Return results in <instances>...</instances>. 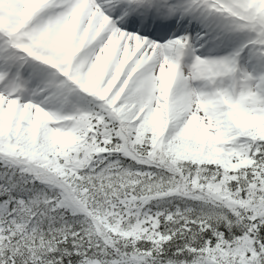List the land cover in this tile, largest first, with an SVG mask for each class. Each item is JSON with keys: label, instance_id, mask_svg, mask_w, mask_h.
Segmentation results:
<instances>
[{"label": "snow or ice", "instance_id": "obj_1", "mask_svg": "<svg viewBox=\"0 0 264 264\" xmlns=\"http://www.w3.org/2000/svg\"><path fill=\"white\" fill-rule=\"evenodd\" d=\"M0 264H264V0H0Z\"/></svg>", "mask_w": 264, "mask_h": 264}]
</instances>
